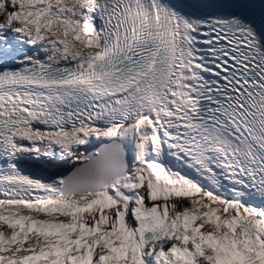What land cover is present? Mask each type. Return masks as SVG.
Segmentation results:
<instances>
[{
	"label": "snow or ice",
	"instance_id": "1",
	"mask_svg": "<svg viewBox=\"0 0 264 264\" xmlns=\"http://www.w3.org/2000/svg\"><path fill=\"white\" fill-rule=\"evenodd\" d=\"M0 264H264V0H0Z\"/></svg>",
	"mask_w": 264,
	"mask_h": 264
}]
</instances>
